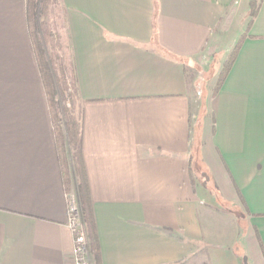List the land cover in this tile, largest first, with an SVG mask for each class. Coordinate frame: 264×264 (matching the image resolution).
Instances as JSON below:
<instances>
[{
  "label": "crops",
  "instance_id": "0c3cea01",
  "mask_svg": "<svg viewBox=\"0 0 264 264\" xmlns=\"http://www.w3.org/2000/svg\"><path fill=\"white\" fill-rule=\"evenodd\" d=\"M250 1L62 0L102 264H264V0L254 18ZM197 67L214 77L200 103ZM71 195L27 0H0V264H74Z\"/></svg>",
  "mask_w": 264,
  "mask_h": 264
},
{
  "label": "trees",
  "instance_id": "16d2710c",
  "mask_svg": "<svg viewBox=\"0 0 264 264\" xmlns=\"http://www.w3.org/2000/svg\"><path fill=\"white\" fill-rule=\"evenodd\" d=\"M262 0L250 1L254 18ZM62 0H27L28 29L48 98L61 175L68 195L76 188L86 227L91 264H102L93 201L82 148V109ZM229 54L218 76L214 95L228 76L240 49Z\"/></svg>",
  "mask_w": 264,
  "mask_h": 264
},
{
  "label": "built area",
  "instance_id": "2783aa9c",
  "mask_svg": "<svg viewBox=\"0 0 264 264\" xmlns=\"http://www.w3.org/2000/svg\"><path fill=\"white\" fill-rule=\"evenodd\" d=\"M69 196V226L75 237L74 264H91L88 255V241L85 226L81 219V210L79 203H76Z\"/></svg>",
  "mask_w": 264,
  "mask_h": 264
},
{
  "label": "rangeland",
  "instance_id": "374dc122",
  "mask_svg": "<svg viewBox=\"0 0 264 264\" xmlns=\"http://www.w3.org/2000/svg\"><path fill=\"white\" fill-rule=\"evenodd\" d=\"M197 68H198L197 70H199V71L195 72V75L198 76V78L196 76V81H195L196 99H198L199 103H200L201 101H206V99L210 97L212 86H213V82H214L213 81L214 77H213V75L211 73L205 74V73L202 72V70L199 69V67H197ZM200 77H202V80H198ZM196 102H197V100H196ZM71 198L76 203H79V199H78V196H77L76 188H74V191L72 193V197ZM79 205H80V203H79ZM81 219H82V214H81ZM85 230H86V227H85Z\"/></svg>",
  "mask_w": 264,
  "mask_h": 264
}]
</instances>
